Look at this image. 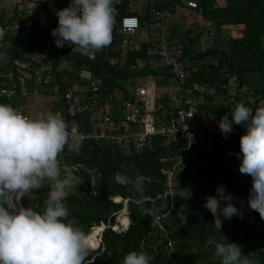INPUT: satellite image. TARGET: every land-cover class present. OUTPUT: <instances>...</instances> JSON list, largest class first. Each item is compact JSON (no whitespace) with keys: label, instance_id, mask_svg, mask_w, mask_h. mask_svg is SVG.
Returning a JSON list of instances; mask_svg holds the SVG:
<instances>
[{"label":"trees","instance_id":"16d2710c","mask_svg":"<svg viewBox=\"0 0 264 264\" xmlns=\"http://www.w3.org/2000/svg\"><path fill=\"white\" fill-rule=\"evenodd\" d=\"M191 1L196 2L202 12L190 29L180 28L179 21L184 19V14L190 12L192 19L195 14L183 2L178 1L172 5L166 0H154L153 4L160 9L171 7L173 13L180 14L173 19L177 23L166 29L165 38L169 44L183 46L182 59L189 72L188 82L203 83L214 88L215 96H218L216 99L209 95L205 97V104L201 107L203 116L207 117L209 114L221 119L227 114L232 119L230 110L235 104L227 103L224 99L226 95H234L237 102L255 110L257 105L254 106L248 97L255 101H264V0ZM70 2L39 1V12L32 18L31 26L24 24L25 16L17 10L14 1L12 5L0 7V28L6 30V35L0 40V53L7 54L6 59L0 60V64L14 66L18 61H26L36 50H47L54 65L53 82L43 88L41 95H53L55 99L43 116L54 113L56 109L64 110L63 95L66 91L78 92L81 96L86 94L89 84L86 85L79 78L80 70L87 69L91 72L92 78L100 87L102 98H107L116 108H120L123 101L135 102L139 79L151 76L160 91L154 116L157 121L160 120L158 123L167 122L173 110L167 100L166 88H163L170 85L168 74L162 70L148 69V63L147 67L141 69H131L128 66L135 58L148 61L145 54L148 43L145 40L140 43L139 49L128 54L123 63L121 56L111 50L122 39L119 22L125 14L126 6L115 5L117 14L113 41L110 46L96 52L95 59L90 61L74 45L56 47V38L51 35L52 30L58 26L56 12L68 7ZM144 10L147 12V8ZM146 16L147 13L139 16L141 27L146 23ZM202 22L214 28L211 46L207 44L205 29L201 28ZM17 25L29 27L28 35L22 36L21 31L13 28ZM225 28L230 30L227 38L221 34ZM113 56L115 61L111 64L109 59ZM159 77H164L166 83L159 82ZM230 81L236 85L234 94L230 93ZM27 85L31 87L32 84ZM222 86L227 88L222 89ZM240 88H245L248 95L240 96L236 91ZM28 100H17V103L27 104L30 116L29 110L33 105L29 108ZM88 117V114L78 116L81 127L85 126ZM113 120L119 121L115 116ZM245 133L244 127L237 126L236 135L231 133L223 139L227 151L231 152L233 162L240 154L239 141ZM178 147L166 144L160 136L152 137L150 145L142 153L131 156L124 150L110 148L94 140L81 142L78 148L71 147V150L66 146L63 154L68 163L84 164L97 175V181L91 188L90 180L84 173H74L80 177L81 184L72 188L65 200L69 218L74 217L77 220L88 235V241H92L94 237L90 234L92 227L101 224L113 225L114 216L123 207L121 203H113L111 197L128 199L126 207L129 226L121 233L106 228L100 245L98 248L93 246L96 249L90 251L88 259L94 264H122L126 254L143 250L152 258L151 264H220L214 256V250L216 243L225 242L224 237L227 242L241 246L242 254L248 256L253 264H264V220L257 212L252 223L234 216L230 221L224 220L222 229L217 232L213 215L203 207L205 197L217 196L216 189L219 185L225 186L227 193L236 197L237 208L238 199L243 195L242 186L235 182L226 164L218 137L206 136L205 140L197 143L187 154L185 162L178 168L172 200L178 211L173 212L166 223L161 225L149 215L154 213L158 217L169 209V203L163 200L156 202L151 208L144 198L154 196L164 189L165 177L160 169L167 164L160 160L177 155ZM118 172L133 180L137 176L143 177V193L134 191L131 184H118L115 180ZM244 177V187L250 192L252 179L250 176ZM49 190L46 184L43 189L38 190L36 200L30 201L27 196L24 197L21 200L23 207H32L42 212ZM186 190L192 192L191 198L187 200L183 198Z\"/></svg>","mask_w":264,"mask_h":264},{"label":"clouds","instance_id":"9594fccd","mask_svg":"<svg viewBox=\"0 0 264 264\" xmlns=\"http://www.w3.org/2000/svg\"><path fill=\"white\" fill-rule=\"evenodd\" d=\"M117 3L118 0H71L68 7L56 12L58 26L51 32L56 47L74 45L82 54L90 55L110 46ZM5 35L6 30L0 28V40ZM6 56L0 53V60ZM230 114L232 119L226 114L218 126L225 138L233 132L234 125L246 129L239 141V172L251 177L248 207L264 220V101L258 102L255 110L238 102ZM66 146L71 150L70 132L59 112L33 119L10 104L0 103V264H94L88 259V235L74 217L69 218L65 203L70 190L81 184L74 169L61 165L60 156ZM115 180L143 193V177L133 180L118 172ZM46 184L50 190L42 212L19 206L26 196L36 200L38 190ZM216 192L217 196L205 197L203 207L211 212L215 230L220 232L224 220L243 218V213L225 186L219 185ZM191 196L192 192L186 190L183 198ZM180 213L183 215L181 210ZM149 215L158 219L154 213ZM223 240L216 243L214 250L220 264H253L242 254L241 246L224 237ZM151 259L143 250L131 251L122 264H151Z\"/></svg>","mask_w":264,"mask_h":264},{"label":"built area","instance_id":"2783aa9c","mask_svg":"<svg viewBox=\"0 0 264 264\" xmlns=\"http://www.w3.org/2000/svg\"><path fill=\"white\" fill-rule=\"evenodd\" d=\"M13 1L17 5V10L25 16L24 24L31 26L32 18L39 12L38 2L41 0ZM166 1L172 3V5L181 1L186 7L195 12L194 15L197 19L201 16L202 10L197 7V3L194 1ZM153 2L154 0H118L116 6H126L125 14L119 22L120 33L123 37L113 45L111 50L114 54L118 53L121 56L123 63L125 57L132 52H136L140 47V43L144 42L138 37L139 30H146L147 37L145 41L148 46L145 54L148 61L144 62L140 58H135L128 66L131 69H141L147 67L146 64L148 63V69L162 70L163 73L168 74L170 85L166 87L165 92L173 109L168 121L163 124L158 123L160 120L157 121L154 116L159 90L151 76H148L144 79V82H139L137 85L135 102L123 101L119 106L120 108H116L108 102L107 98H102L99 85L87 69L80 70L78 75L82 81L86 82V85L89 84L86 94L81 96L78 92L66 91L63 95L64 110L56 109L54 113L59 112L68 124L70 146L72 148H78L81 142L89 139L105 138L113 147L124 150L131 156L142 153L150 145L151 138L154 136H160L166 144L179 146L177 155L167 156L160 160L162 163L167 164L160 169V173L165 177L164 189L154 196L144 198L151 208L160 200L169 203V209L159 215L158 219L155 218L158 225L166 223L167 218L173 212L178 211L172 204L175 195V178L177 170L185 162L187 154L195 148L197 143L205 140L206 136L218 137L226 164L232 172L235 182L242 186L243 195L238 199V208L243 213V218L240 219L252 223L256 212L248 207L249 192L244 187L245 177L239 172L241 161L237 158L233 162L231 152L227 151L224 145L223 139L225 137L221 134L218 126L221 119L209 114L205 117L201 110V107L205 104L206 96H213L214 99L218 96H215L214 88L203 83L188 82L189 72L186 63L182 59L183 46L167 43L163 30L167 21L173 20L180 14L173 13L171 7L157 8ZM145 8H147V12L144 10ZM145 13H147L146 23L141 27L139 16ZM182 27L184 29L192 28L187 22H184ZM202 27L205 29L207 44L211 46L214 40V28L210 25ZM13 28L21 31L22 36L28 35L29 27L17 25ZM95 55L96 52H93L87 55V59L92 61L95 59ZM109 61L113 64L115 56L111 57ZM53 74L54 65L47 55V50H36L26 61H18L14 63V66L6 67L0 64V103L10 104L30 117L27 112V104L17 103V100H28L33 96L41 95L42 90L53 82ZM232 81H230V93L234 94L236 85ZM28 83L32 84L31 87H28ZM224 88L227 87L222 86V89ZM236 91L240 96L248 95L245 88ZM224 99L227 103H234L235 105L238 103L234 95H226ZM248 100L254 106L260 102L259 100H253L251 97H248ZM80 114L89 115L83 127H81L78 119ZM42 116L43 113L38 112L35 118ZM113 116L117 117L119 121L113 120ZM104 132L105 134H103ZM232 134H237V126L235 125ZM60 161L62 166L74 169V173H84L90 180L91 188L94 187L96 176L87 166L80 163H68L63 153L60 156ZM127 202L128 199L123 201V211L116 217L117 219L120 214L125 216L126 224L118 225L116 220L114 226L101 224L92 227V229L98 228L100 230L96 236L98 244H100L102 233L106 228H111L116 233H121L127 229L129 226ZM19 206L23 207L21 201Z\"/></svg>","mask_w":264,"mask_h":264},{"label":"rangeland","instance_id":"374dc122","mask_svg":"<svg viewBox=\"0 0 264 264\" xmlns=\"http://www.w3.org/2000/svg\"><path fill=\"white\" fill-rule=\"evenodd\" d=\"M13 3H12V1H10L9 2V0H0V7H2V6H9V5H12ZM191 17V16H190ZM187 20V19H186ZM185 20V21H186ZM195 20H197V17L194 15V19H192V17L191 18H189V20H187V23H189L191 26H194V24H196L195 23ZM190 21V22H189ZM179 22H181V20L179 21ZM168 24L167 23H165L164 24V27H163V30H164V33H165V35H166V29H168V27L169 26H167ZM229 33H230V31L226 28L225 30H223L222 31V36L223 37H228L229 36ZM138 34H139V39L141 40V41H143V40H145L146 39V37H147V35H146V30H141L140 32H138ZM139 82L141 83V82H144V80L143 79H139ZM53 90H55V88H53ZM53 99H55V97H53V95H51V97L50 96H47V95H37V96H33V97H31L29 100H28V104H29V108H32V105H33V108L32 109H30L29 110V112H30V118H33V119H35V114L37 113V112H42V113H46L48 110H49V108H50V106H51V101L53 100ZM191 182H192V180H190ZM114 198V199H113ZM113 199V200H112ZM124 200H126V199H123V198H121V197H111V201L113 202V203H121L123 206H124V204H123V201ZM123 207L120 209V211L118 212V214L120 213V212H122L123 210ZM118 214H116V216H114V219H113V226L115 225V221H116V217H117V215ZM118 221H119V223H122V224H124V223H126V218H125V216H123L122 214H120V217L118 218ZM111 226V225H110ZM111 229V228H110ZM113 231V230H112ZM94 235V234H93ZM88 243L90 244V246H91V250H93V248H95V247H93V246H95V245H97L96 243H97V238H95V237H93V239H92V241H88ZM99 243V242H98ZM97 247V246H96Z\"/></svg>","mask_w":264,"mask_h":264},{"label":"crops","instance_id":"0c3cea01","mask_svg":"<svg viewBox=\"0 0 264 264\" xmlns=\"http://www.w3.org/2000/svg\"><path fill=\"white\" fill-rule=\"evenodd\" d=\"M187 12V11H186ZM188 13V14H187ZM186 14H184L185 16H184V19H182L181 20V22H180V28L182 27V25H183V23L184 22H187V20L189 19V17L192 15L190 12H187ZM187 19V20H186ZM186 20V21H185ZM175 23H177V21H175V20H169L168 22H167V26H170V25H172V24H175ZM195 25V24H194ZM207 25V24H206ZM202 26H205V22H202ZM182 29H183V27H182ZM226 29V28H225ZM224 29V30H225ZM228 29V28H227ZM229 30V29H228ZM230 31V30H229ZM138 36V35H137ZM137 36H136V38H137ZM153 79V78H152ZM154 81H155V79H153ZM158 81L159 82H165L166 83V79L164 78V77H159L158 78ZM163 88H166V87H163ZM159 90V89H158ZM166 90H167V88H166ZM160 92V91H159ZM100 131H102V129H100ZM103 134H105V132L103 133ZM91 140H94V139H89V140H87V141H91ZM94 141H96V142H99L101 145H106V146H108V147H113L105 138H98V139H95ZM86 142V141H85ZM114 148H116V147H114ZM88 169H90L89 167H87ZM93 173H94V171L92 170V169H90ZM95 174V173H94ZM95 176H96V181H97V175L95 174Z\"/></svg>","mask_w":264,"mask_h":264},{"label":"bare ground","instance_id":"6f19581e","mask_svg":"<svg viewBox=\"0 0 264 264\" xmlns=\"http://www.w3.org/2000/svg\"><path fill=\"white\" fill-rule=\"evenodd\" d=\"M120 217V215L118 216V218ZM118 218L116 219L117 220V223H118V225H120V223H119V221H118ZM124 224H126V223H124ZM123 224V225H124ZM99 229L98 228H93L92 229V231L90 232V234H94V237L96 238V236H97V234L99 233ZM97 245L96 246H99V244H98V241H97V243H96ZM95 246V247H96ZM93 249H96V248H93Z\"/></svg>","mask_w":264,"mask_h":264}]
</instances>
